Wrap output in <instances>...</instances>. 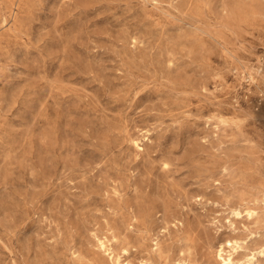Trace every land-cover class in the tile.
Returning a JSON list of instances; mask_svg holds the SVG:
<instances>
[{"label":"rangeland","instance_id":"obj_1","mask_svg":"<svg viewBox=\"0 0 264 264\" xmlns=\"http://www.w3.org/2000/svg\"><path fill=\"white\" fill-rule=\"evenodd\" d=\"M218 253L264 264V0H0V264Z\"/></svg>","mask_w":264,"mask_h":264},{"label":"bare ground","instance_id":"obj_2","mask_svg":"<svg viewBox=\"0 0 264 264\" xmlns=\"http://www.w3.org/2000/svg\"><path fill=\"white\" fill-rule=\"evenodd\" d=\"M228 243H230V242H228ZM233 243H235V242H233ZM230 244H231V243H230ZM230 247H231V246H230ZM220 250H221V249H220ZM221 251H223V250H221ZM221 251H220V252H221ZM218 254H220V256L223 257L224 264H228L229 259L226 258L225 256H222L223 253H218ZM229 256H230V255H229ZM235 264H236V263H235ZM239 264H240V263H239Z\"/></svg>","mask_w":264,"mask_h":264}]
</instances>
